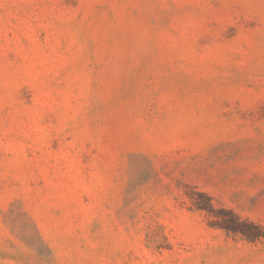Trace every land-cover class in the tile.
Segmentation results:
<instances>
[{
  "label": "rangeland",
  "instance_id": "obj_1",
  "mask_svg": "<svg viewBox=\"0 0 264 264\" xmlns=\"http://www.w3.org/2000/svg\"><path fill=\"white\" fill-rule=\"evenodd\" d=\"M0 264H264V0H0Z\"/></svg>",
  "mask_w": 264,
  "mask_h": 264
},
{
  "label": "trees",
  "instance_id": "obj_2",
  "mask_svg": "<svg viewBox=\"0 0 264 264\" xmlns=\"http://www.w3.org/2000/svg\"><path fill=\"white\" fill-rule=\"evenodd\" d=\"M223 212H226L228 214V219L224 220L221 225L225 229L229 231H235V232H244L243 227L255 225L253 222H250L248 220H242L233 210L231 209H221Z\"/></svg>",
  "mask_w": 264,
  "mask_h": 264
}]
</instances>
